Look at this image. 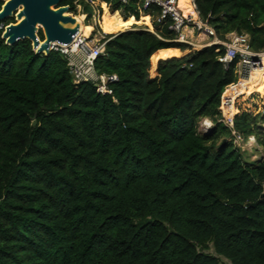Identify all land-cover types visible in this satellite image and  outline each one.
Returning a JSON list of instances; mask_svg holds the SVG:
<instances>
[{
  "label": "trees",
  "instance_id": "obj_1",
  "mask_svg": "<svg viewBox=\"0 0 264 264\" xmlns=\"http://www.w3.org/2000/svg\"><path fill=\"white\" fill-rule=\"evenodd\" d=\"M194 4L178 0L218 39L246 34L264 51V0ZM59 5L96 16L94 69L116 80L110 93L75 83L59 51L8 45L0 29V264H264V112L233 99L234 130L262 150L255 161L220 121L237 60L224 67L222 45L177 42L141 0ZM253 90L264 95L259 74Z\"/></svg>",
  "mask_w": 264,
  "mask_h": 264
},
{
  "label": "built area",
  "instance_id": "obj_2",
  "mask_svg": "<svg viewBox=\"0 0 264 264\" xmlns=\"http://www.w3.org/2000/svg\"><path fill=\"white\" fill-rule=\"evenodd\" d=\"M116 1L121 4H126L129 0ZM141 2L143 10H146L152 5L159 8L160 14L158 21L168 18L172 22L170 28L177 33V38L175 39L177 42L199 46L193 44L190 39H187L189 38V35L196 32V35L202 36V40L205 41V44L202 45H222L224 47V53L218 57V61L221 62L224 67H227L231 61L237 60L239 81L243 79L246 74L249 76L253 69L263 68L264 51L253 52L250 49L249 39L246 34L232 32L225 35V40H220L216 37L213 28L206 21H202L196 12L195 16L185 15L178 7V0H141ZM189 2L192 9L195 11L194 0H189ZM77 7L79 9V6ZM92 14L93 13H91V15ZM4 27L5 25L1 23L0 29H2V31ZM104 43V34L101 30H95L94 34H89L87 37L80 33L76 34L68 44L54 42L51 44V49L59 51L65 59L68 72L75 83L91 82L96 85L99 92L110 93L111 90L108 87V83L115 81L116 76L114 74H98L94 69V61L96 57L103 54ZM233 101L234 100L232 99L230 103H227L223 96L220 106V121L229 129L233 143L240 145V143L243 142V138L233 128ZM210 125L211 122L204 119L201 121L200 128L204 130ZM252 139L253 137H249L247 140L250 141Z\"/></svg>",
  "mask_w": 264,
  "mask_h": 264
},
{
  "label": "water",
  "instance_id": "obj_3",
  "mask_svg": "<svg viewBox=\"0 0 264 264\" xmlns=\"http://www.w3.org/2000/svg\"><path fill=\"white\" fill-rule=\"evenodd\" d=\"M61 0H0V23L9 18L1 38L8 45L28 39L35 53L49 54L51 44H68L79 32L77 16ZM41 30L43 39L38 36ZM35 124V121L32 123ZM262 193L261 197L263 196ZM255 204V203H254Z\"/></svg>",
  "mask_w": 264,
  "mask_h": 264
},
{
  "label": "rangeland",
  "instance_id": "obj_4",
  "mask_svg": "<svg viewBox=\"0 0 264 264\" xmlns=\"http://www.w3.org/2000/svg\"><path fill=\"white\" fill-rule=\"evenodd\" d=\"M79 10L80 9H78V7L76 6V12H75L76 14L75 15L79 16L82 19L81 22L84 25L83 26L84 35L88 36L89 34H94L95 30H96V26L99 27V25L97 23L96 16L92 14L89 19H86L85 14H82ZM14 22H15V20H14ZM39 31H41V30H39ZM193 34L196 36V32H193ZM195 39H196V37H192V39L190 41L195 42L196 41ZM257 75H258V73H255V72H250L249 76L246 74L244 76V78L240 80V84H241L240 86L241 87L239 86V88L240 89H246V92L243 93L241 96L251 97L250 103L252 104L253 111L254 112L261 111L262 112V111H264V95H262L261 93L255 91V90L248 91L249 90V86L252 83L253 77L257 76ZM260 77H261L262 80H264L262 78V76H260ZM259 82L260 81H256L254 87H256V84L259 85L260 84ZM238 83H239V79L235 83L236 89H237V84ZM223 94H224V92H223ZM223 94H222V98L224 96ZM233 110H234V108H233ZM200 125H201V122H199V124H198L199 130L201 129ZM227 140L231 141L232 145L239 150L240 154L242 155V158L245 159V160H248V161H253L254 160L255 161L262 154V150H261V148H259L257 146L254 138L252 140H250V141L243 140V142H241L240 145L234 144L231 137H228ZM207 252L213 254L211 249H209ZM219 259H220V264H229V262L227 260H225V259H223L221 257H219Z\"/></svg>",
  "mask_w": 264,
  "mask_h": 264
},
{
  "label": "bare ground",
  "instance_id": "obj_5",
  "mask_svg": "<svg viewBox=\"0 0 264 264\" xmlns=\"http://www.w3.org/2000/svg\"><path fill=\"white\" fill-rule=\"evenodd\" d=\"M189 1V0H188ZM190 3V2H189ZM178 7H179V5H178ZM192 7V6H191ZM180 8V7H179ZM82 19L79 17V16H77V21H81ZM83 24H82V22H80V24H79V32L78 33H80L81 35H83V36H85L84 35V31H83ZM85 37H87V36H85ZM187 39H192L190 36H189V38H187ZM253 71H256V73H258L259 74V76H262V75H264V66H263V68H261V69H253ZM235 86H232V87H230V88H228L227 90H225L224 91V97H225V99H226V101H227V103H230L231 101H232V99H234V97L237 95H235L234 96V90H233V88H234ZM237 89H240L238 86H237ZM226 109H229V108H226ZM232 110V109H231Z\"/></svg>",
  "mask_w": 264,
  "mask_h": 264
},
{
  "label": "crops",
  "instance_id": "obj_6",
  "mask_svg": "<svg viewBox=\"0 0 264 264\" xmlns=\"http://www.w3.org/2000/svg\"><path fill=\"white\" fill-rule=\"evenodd\" d=\"M93 24V23H92ZM190 37L192 38V37H196V41L195 42H193V44H195V45H202V44H205L204 42V40H202V37L201 36H198V35H194V34H191L190 35ZM232 86V85H231ZM231 86H229V87H231ZM235 86V85H234ZM228 87V88H229ZM235 89V90H234ZM233 92H234V96L236 95V94H239V93H245L246 92V89H236V87H234L233 88Z\"/></svg>",
  "mask_w": 264,
  "mask_h": 264
},
{
  "label": "clouds",
  "instance_id": "obj_7",
  "mask_svg": "<svg viewBox=\"0 0 264 264\" xmlns=\"http://www.w3.org/2000/svg\"><path fill=\"white\" fill-rule=\"evenodd\" d=\"M233 85H235V84H233ZM221 97H222V96H221ZM202 120H204V119H202ZM202 120H201V121H202ZM205 120H208V119H205ZM201 121H200V122H201ZM208 121H210V120H208ZM200 130H202V129H200ZM248 138H249V137H248Z\"/></svg>",
  "mask_w": 264,
  "mask_h": 264
}]
</instances>
